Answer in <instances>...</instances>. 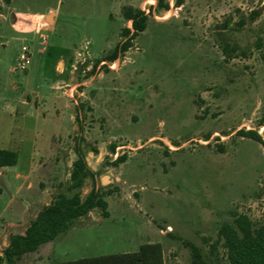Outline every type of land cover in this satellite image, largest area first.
<instances>
[{"label": "rangeland", "instance_id": "374dc122", "mask_svg": "<svg viewBox=\"0 0 264 264\" xmlns=\"http://www.w3.org/2000/svg\"><path fill=\"white\" fill-rule=\"evenodd\" d=\"M161 1L167 11L158 0H0V149L17 158L0 210L5 181L31 202L95 188L107 203L108 217L94 209L44 246L51 260L159 244L164 264H193L191 245L224 264L222 242L212 250L221 226L264 220V149L236 134L264 140V0ZM128 8L146 28L110 62L133 32ZM22 46L30 64L12 72ZM79 157L91 168L75 190ZM107 171L117 180L102 187Z\"/></svg>", "mask_w": 264, "mask_h": 264}, {"label": "trees", "instance_id": "16d2710c", "mask_svg": "<svg viewBox=\"0 0 264 264\" xmlns=\"http://www.w3.org/2000/svg\"><path fill=\"white\" fill-rule=\"evenodd\" d=\"M11 0H5L7 4ZM185 0H174L176 7H181ZM159 8L167 11L168 4L158 0ZM123 18L131 22L133 32L124 29L125 41L117 47L106 60L114 62L120 53L130 47V43L146 28L147 15L144 11L126 9ZM85 111V110H84ZM238 136L249 138L261 144L264 149V140L255 131L239 130ZM112 150L113 147H112ZM16 154L9 150L0 149V169L12 167L16 164ZM125 161L121 155L114 161V165ZM74 169L71 180L74 182L70 189H80L83 179L88 175L87 166L82 157L73 163ZM98 209L104 218L108 217L107 203L102 193L95 188L81 199L79 194L72 196L59 195L48 206L42 207L37 216L30 222L23 235L14 234L9 237V244L0 254V264H15L22 256L34 252L42 244L54 241L65 234L73 220L87 215L92 210ZM218 242H222L226 262L224 264H264V220L255 227L246 215H237L233 224H223L218 231V241L212 245L216 249ZM191 261L193 264H223L221 262L208 263L200 250L190 246ZM64 264H164L162 248L159 244H144L135 253L108 255L93 258H84L75 262Z\"/></svg>", "mask_w": 264, "mask_h": 264}, {"label": "crops", "instance_id": "0c3cea01", "mask_svg": "<svg viewBox=\"0 0 264 264\" xmlns=\"http://www.w3.org/2000/svg\"><path fill=\"white\" fill-rule=\"evenodd\" d=\"M53 11L48 10L46 13ZM45 13V14H46ZM44 14H29L28 17L31 18H39L42 17ZM54 16V15H53ZM57 15H55V18H52V23H56ZM53 25V26H54ZM86 166L89 168V162L88 159L85 160ZM4 171L3 168L0 169V177L3 175ZM113 173L110 171H107L105 175H99V182L100 185L108 186L110 185L114 180ZM22 176L19 174H16L15 178L19 179ZM24 178H27V175L24 176ZM104 179H107L106 183H104ZM5 187L10 190V196L9 199L3 204L0 210V215L2 214L5 216L6 221L0 227V254L2 250L8 246L9 244V237L10 235L14 234H20L23 235L27 227L29 226L30 222L37 216L38 212L42 209L44 206H48L52 199L49 201H46V190H42L39 194V200L35 202H31L28 199H22L19 198L18 195L21 190V186L11 185L9 186L7 182L5 181ZM30 187L26 186V190L28 191ZM1 192V191H0ZM36 209V210H35ZM53 244V241L42 244L38 247V249L34 252L28 253L21 257L15 264H64V263H70L75 262L78 260H69V261H60V260H51L50 257L52 255L51 250L47 252L46 249H44V246H51ZM101 257V256H99Z\"/></svg>", "mask_w": 264, "mask_h": 264}, {"label": "built area", "instance_id": "2783aa9c", "mask_svg": "<svg viewBox=\"0 0 264 264\" xmlns=\"http://www.w3.org/2000/svg\"><path fill=\"white\" fill-rule=\"evenodd\" d=\"M30 64L29 51L26 46H22L19 54L17 55L16 65L12 68V72H25Z\"/></svg>", "mask_w": 264, "mask_h": 264}, {"label": "water", "instance_id": "95a60500", "mask_svg": "<svg viewBox=\"0 0 264 264\" xmlns=\"http://www.w3.org/2000/svg\"><path fill=\"white\" fill-rule=\"evenodd\" d=\"M45 21H46L47 23H52V14L47 15V16L45 17Z\"/></svg>", "mask_w": 264, "mask_h": 264}, {"label": "bare ground", "instance_id": "6f19581e", "mask_svg": "<svg viewBox=\"0 0 264 264\" xmlns=\"http://www.w3.org/2000/svg\"><path fill=\"white\" fill-rule=\"evenodd\" d=\"M164 140H165V139H164ZM164 142H165L166 145L169 146V148H170L171 150H174V149H175V147L172 146L168 141H164Z\"/></svg>", "mask_w": 264, "mask_h": 264}]
</instances>
